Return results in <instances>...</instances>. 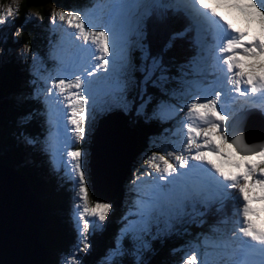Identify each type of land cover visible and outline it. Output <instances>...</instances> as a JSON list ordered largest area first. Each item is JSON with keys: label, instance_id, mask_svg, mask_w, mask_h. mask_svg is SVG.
<instances>
[{"label": "snow or ice", "instance_id": "6c2138e0", "mask_svg": "<svg viewBox=\"0 0 264 264\" xmlns=\"http://www.w3.org/2000/svg\"><path fill=\"white\" fill-rule=\"evenodd\" d=\"M108 3L112 7L107 12L106 22L96 14L95 9L84 13L61 10L50 18L54 25L58 18L59 21L66 22L69 29H74L75 31L69 32L68 35L75 40H82L83 43L78 44L77 48L86 54V58L94 57L96 61L95 70L90 71L85 66L86 59L85 64H80L79 74L74 73V79L68 76L44 79L45 84L49 83V79L51 81V86L45 91L46 98L58 95L67 101L66 106L70 110L67 113V123L73 126L72 134L75 141L81 140L85 135V106L90 99L95 102L91 95L95 81L83 77L85 75L95 77L101 70L107 74L110 64L114 72L117 60L124 61L127 58L126 52L132 36L141 34L143 19L155 8L183 12L198 29L207 25L216 41L218 53L216 58L225 72V84L233 85L234 91L245 100L258 97L264 101V0H216L215 6H210L205 0H168V3H163L162 0H108ZM221 7L237 10L248 30L236 27L221 16L217 10ZM17 11L18 5L16 9L9 6L6 14L0 15V25ZM253 24L259 25V36L251 35ZM97 28L100 30H96ZM197 44L202 45L199 33ZM246 61L258 62L260 74H257L256 63H245ZM198 67V63L193 61L192 70L196 72ZM156 71L163 72V69L160 61L154 58L146 72L154 74ZM259 107L264 111V103ZM186 108L183 122L186 133L181 154L175 152H167L166 155L154 154L148 161L149 166L162 175L155 178L153 186L147 192L148 198L144 201L141 214L144 221L142 230H147L148 221L156 212L183 214L188 201H192L193 211H196V203H203L207 207L215 200L222 202L224 199H235L238 207L234 213L230 235L215 240L205 237L202 242L205 251L200 252L201 245L195 246L191 254L183 260V264H264V207H253L254 203L264 205V145L258 148L250 147L244 143L242 134L229 140L227 122L233 117L222 106L221 91L213 89L210 94L197 91L192 95L191 103L187 104ZM214 136L219 138L220 144L214 143ZM201 137L202 142H198ZM224 145L233 148L244 162L233 165L238 170L242 168L243 171L225 172L207 158L209 152L214 155L223 154ZM67 146L65 138L63 147L66 149ZM193 149L194 155L191 154ZM184 152L189 155H184ZM59 155L61 154L58 153ZM62 155L67 159H59L58 163L66 169L69 178L75 180V195L78 202L75 205L74 218L82 245L76 252H83L89 247L87 234L95 223L87 217H96L102 222L111 206L99 202L90 206L81 150L66 151ZM189 159L200 163L190 165ZM157 161L162 162L163 167ZM179 169H192L204 173L205 188L195 191L186 189L182 196H177L175 185L181 177L188 175L187 172H179ZM159 181H167L173 188L167 189V185H160ZM136 183L137 181H133V184ZM206 189L212 192L211 200L205 196ZM228 189L237 190L238 195L233 196ZM201 196L205 198L200 199ZM198 214L203 215L202 212ZM76 252L66 257L64 264H79ZM119 254L121 250L118 243L112 255Z\"/></svg>", "mask_w": 264, "mask_h": 264}, {"label": "trees", "instance_id": "16d2710c", "mask_svg": "<svg viewBox=\"0 0 264 264\" xmlns=\"http://www.w3.org/2000/svg\"><path fill=\"white\" fill-rule=\"evenodd\" d=\"M34 1L43 2L41 0L21 2L19 19L15 24L18 31L15 42L8 37L3 44L0 43V51L5 53L10 48L16 50L18 47L27 46L32 53L39 48L47 62L48 49L55 36L50 34L47 28H42V25L46 26L45 20L50 8L57 5L63 11H69L73 7L81 9L88 0H47L43 4H36ZM31 10L37 13L41 25L36 26L34 22L23 24L25 15ZM141 29L142 38L137 45L139 48L131 53L134 78L139 79V70L150 68L154 58L160 61L163 72L156 71L150 75L142 72L141 77H147L149 80L145 83L144 92L135 93L136 91L130 90L131 105L126 110L119 108V111H113L114 114H123L126 128L134 133L133 156L124 172L120 189L109 199L111 210L105 230L91 236V252L86 257L85 264H95L97 260L104 258L105 248H114L117 239H122L123 243L129 246V240L119 236V223L123 211L127 210L129 213L137 204V197L135 195L131 197L132 190L127 181L133 172L135 175L141 173L140 158L149 151H154L157 145L160 146L157 140L166 136L167 130L173 129L171 119L161 118L158 110L162 104H169L176 95L188 91L184 86L183 76L186 74L189 77L192 74V62L197 53L195 51L199 49L182 13L168 12L164 16H158L151 12L143 19ZM39 30L43 31L41 37ZM47 41L49 46L46 45ZM1 53L0 168L21 177L37 200L43 221L38 237V243L46 254L43 264H57V256L75 237L69 219L71 191L67 188V182L59 177L50 158L51 151L46 136L52 126L47 122L48 108L34 93L39 81L33 79L30 72V57L26 62L20 63L13 53L5 57H2ZM93 132L85 148L88 151L91 149ZM109 133L111 136L114 134ZM231 205L234 203L231 202L227 206ZM200 212L203 215H199ZM190 213L176 219V224L170 226L164 235L149 242L147 249L141 252L140 260L136 261L126 254H121V264H181L187 248L194 244L201 245V250L205 237L215 240L219 230L225 229L223 222L225 215L217 212L215 206L210 205V209L204 206L197 207L196 211ZM170 218H174L173 215Z\"/></svg>", "mask_w": 264, "mask_h": 264}, {"label": "rangeland", "instance_id": "374dc122", "mask_svg": "<svg viewBox=\"0 0 264 264\" xmlns=\"http://www.w3.org/2000/svg\"><path fill=\"white\" fill-rule=\"evenodd\" d=\"M23 0H0V15H5L7 12V9L9 6H11L13 9L17 8L18 5V11L15 12V15L12 17H8L7 21L0 25V43L3 44L8 37L12 39L13 42H15V37L17 36V29H16V21L19 19V9L21 6V2ZM31 1V0H30ZM43 2H36V4H43L47 0H41ZM208 1V0H205ZM32 2V1H31ZM56 2V1H55ZM112 6L108 3V0H88V3L84 4V7L80 8H70L69 11L65 12H89L93 9H95L96 14L104 21L106 22L107 12ZM61 11V9L58 8L57 5L52 6L50 8L49 14L45 20L46 26L42 25V28H47V31L50 34H54L55 40H53L52 44L49 46V42L47 41L46 45L48 44V57L47 62L44 57V53L41 49H37L35 52L30 53L27 46H21L18 47L16 50H13L10 48V50L3 51L1 53L2 57H5V55H11V53L14 54V56L19 60L20 63L26 62L28 57H30V63H29V69L30 72L33 74V79L38 80L39 83L36 84V90L35 94L36 96L40 97V100L44 104L45 107L48 108V117L47 122L50 126H52L51 131L49 134H47L46 138H48L49 141V148L51 151V161L53 162V167L56 169V171L59 174V177L63 178L67 182V188L71 191V196L69 199V219L72 224V228L74 229V238L69 243V246L66 247V249L60 253L59 256H57V264H64V260L66 257H68L73 252H76V249L78 247H81L80 245V234L77 230V224L75 220V213L76 208L75 205L78 202L77 197L75 195L76 192V186H75V180L70 179L69 176L66 174V169L61 166L58 163L59 159L66 160V156L62 155L66 151H74L76 149L81 150L82 152V167L85 173V183L88 188V194H89V203L90 206H94L95 203L99 202L102 204H110L109 199L113 197L114 191L118 187L119 183L122 180V177L124 176V172L128 166V163L133 156V147H134V141H133V132L129 131L125 126V118L122 113L114 114L113 111L117 110L119 111V108H123L126 110V108L131 105L129 91H136L135 93L144 92L145 89V83H148V78H142L141 73H146L147 68H142L139 70L140 77L139 79L134 78V71L132 68V62H131V53L133 50L139 48L137 45H139V42H141L142 38V29L141 34L134 35L131 38L129 47L126 52V59L124 61L117 60L115 71H112V65H109V72L106 74L103 70L98 71L96 73V85L92 87V97L93 99L89 100L88 105H86V117H85V135L84 137L79 140L75 141V137L72 134L73 126L71 124L67 123V113L70 111L67 108V101L64 100L63 96L53 95L50 98H46L45 91L48 87L51 86V81L49 79V83L45 84L44 79L50 78V77H56V78H62L64 76H68L69 78L74 79L75 74H79V67L80 64H85V60L87 59V63L85 64L86 67H88V70L94 71V64L96 63L95 58L92 57L90 59L86 58V54L81 53L78 50L73 52L72 54H69L70 51H72V47L77 46L75 44V38L68 35L69 32L75 31L74 29H69L67 27L66 22H61L57 18V22L54 25L51 22V16L57 12ZM233 19L235 20V26L244 30H248V26L244 23L243 19H240L233 15ZM34 22L37 25H41L42 22L38 18V15L35 11L31 10L29 11L23 20L24 23ZM63 25V26H62ZM142 28V24H141ZM45 30V29H44ZM96 30H100L97 28ZM39 36L41 37L43 35V31L39 30ZM211 34V40L208 42L206 46V53H208L207 56V64L208 68L207 71H202V68H200V65H198V71L194 72L192 70V74L188 77L186 74L183 76V82L185 88H188V91L185 90V92H182L179 95H176V97L172 98L171 101H169V104H162V106L158 110V115L161 118H170L171 123L174 125V128L171 130H167L166 136H163L161 139H158L157 142L159 145L158 147H155L153 149L154 151H149V153L143 155L140 158V161L142 162V170L139 175H135L133 172L130 176V180L127 181V184L131 186L132 194L131 197H137V204L133 206V210L128 211L124 210L122 218L119 223V236L125 237V239L129 240V246L127 247L122 239H117L115 241L114 248L108 249V247L105 248L104 258L100 259L99 261L95 262V264H121L122 260L120 259L121 254H126L128 257L135 259L136 261L140 260V257L142 256L141 252L143 249H147L149 242L154 241L155 239L161 237L164 235L169 227L175 225L176 219H181L185 217L186 215H190L193 211L192 208V201H188L186 203V206L184 208V213L181 215H176L175 213H169L167 211L165 212H156L153 214L151 219L148 221L147 224V230H142L144 228V221L141 219L142 210L144 207V201L147 200V192L150 190V188L153 186V182L155 178H158L162 173H157L153 168H151L148 164V161L150 158L156 154V155H166L167 152H175L176 154H181L182 150V142L185 140V133L186 129L183 127V122L185 121V113L187 112L186 105L191 103L192 95L196 93L197 91L202 93H208L210 94L212 90L221 91L222 95L224 93V99L222 97V100L224 102H228L229 107L232 104L234 105H241L243 104L246 107H252L251 103L248 101L251 99V97L247 100L245 98L240 97L238 93L234 91V86L231 85V94H236L237 98H228L226 94V88L227 84H225L224 76L225 72L221 69L219 62L217 61V45L216 41L214 39L213 33ZM251 35L252 36H259L260 35V29L258 24H253L251 26ZM208 36V35H206ZM251 37V36H250ZM249 37V39H250ZM83 43L82 40H77ZM196 45L197 41L195 40ZM198 48H203L200 45ZM203 51V50H200ZM205 51V50H204ZM208 51V52H207ZM196 56H194V60L196 62H201L203 57H198V50L195 51ZM29 55V56H28ZM199 60H198V59ZM245 63H250V61H246ZM257 64V73H259V63ZM226 67V66H225ZM210 70H213V72L210 73ZM148 73V72H147ZM150 75V73H149ZM200 75V77H199ZM107 76V78H105ZM104 77V78H103ZM86 79H93V77H87L86 75L83 77ZM103 78V81L100 80ZM100 83V84H98ZM160 82H158L159 84ZM98 84V85H97ZM242 87H244L242 85ZM182 88V87H181ZM74 91V89H73ZM138 97V96H137ZM255 98V97H253ZM133 102V101H132ZM177 102V104H175ZM260 104L264 101L259 100ZM222 106L223 101H222ZM256 109L260 110L259 106L256 105ZM174 109V110H173ZM231 110V107H230ZM110 117L106 119L107 123L111 125V129L114 131L117 129L118 132L122 131L124 134H127L128 138L126 139V149L127 154L125 155L123 159V165L121 167L122 173L120 174V178L117 180V183H115V186L110 187L109 195H103L102 192H98V185L96 181L93 183L95 185L92 186L91 184V178H89V171H88V155L89 151L85 148L88 146L91 134L93 132L94 126L97 123L98 119L100 117ZM112 117V118H111ZM173 120V121H172ZM177 124V125H176ZM179 125L182 126L179 127ZM133 133V134H131ZM165 133V132H164ZM65 138L67 139L68 146L65 149L63 147L65 143ZM203 137L199 139L198 142H202ZM214 143L220 144V140L218 137H213ZM79 144V145H78ZM152 146V143H151ZM157 151V152H155ZM58 153L61 155L58 156ZM184 155L188 156L189 153L184 152ZM191 154H195V149H193V152ZM207 158L213 163L217 164L221 167V169L225 172H237V171H243V169H236L233 165L235 163H244L240 160V157L236 155L235 151L228 147L227 145L224 146V152L221 155H214L210 152L207 153ZM96 163L98 162H107L103 157H95ZM170 162H175L174 160H170ZM258 163V161H255ZM157 163H161V167H163L162 162L157 161ZM198 161H193L189 159V164H199ZM223 164V165H220ZM99 163L96 164L98 167ZM120 169V170H121ZM119 170V171H120ZM179 172H187V176H183L180 178L179 183H184L185 186H190L191 188H194L196 190H200L202 188H205V174L198 171V170H192V169H179ZM151 175H148V174ZM140 177V180H137V178ZM133 181H137L136 184H133ZM160 185H167V181H159ZM92 188L95 190V193L97 194L98 198L94 195ZM15 189V188H14ZM167 190V189H166ZM186 189H181L183 193ZM214 191V189H213ZM205 194L209 197L212 192L205 190ZM179 196V195H177ZM204 199V198H200ZM217 203V202H216ZM205 206L203 203H196L195 207H201ZM253 207H264V205L260 204H253ZM205 208V207H204ZM111 207L106 215V218L104 221H99L96 217H87L88 219L95 221L94 225L89 229V232L87 234V243L89 244V247L83 251V252H76V255L79 259V264H85V259L87 256H89L91 252V236L95 233H100L105 230L107 225V217L110 213ZM132 212V214H131ZM128 213V214H127ZM221 213V212H219ZM131 215V216H130ZM174 218H170L172 216ZM130 216V217H129ZM174 219V220H173ZM193 221L194 217L192 218ZM36 225V222H35ZM170 227V228H171ZM225 234L229 232H224ZM203 240V239H202ZM204 241V240H203ZM120 245L121 254L119 255H112L114 249L116 248L117 244ZM195 245L193 244L191 247L187 248V252L184 255V259L187 258L188 255L191 254V252L194 250ZM204 247L201 248L200 252H204ZM183 259V260H184ZM183 264V262L181 263Z\"/></svg>", "mask_w": 264, "mask_h": 264}, {"label": "water", "instance_id": "95a60500", "mask_svg": "<svg viewBox=\"0 0 264 264\" xmlns=\"http://www.w3.org/2000/svg\"><path fill=\"white\" fill-rule=\"evenodd\" d=\"M105 118H107V115L99 118L97 121L92 136L88 161L91 184L92 186L95 185L93 182L96 181L98 192H101L104 186L99 169L96 166L95 157L97 159L98 157H102L101 151L99 152V150H102V139L96 141L95 138H97L100 123ZM251 135L254 138L251 144H259L260 138L254 132L252 133V130ZM244 141H246L245 137ZM93 151L96 156L91 161V152ZM121 182L114 191V194L120 189ZM7 187L11 191L9 192L10 197L7 196L8 192H5ZM92 190L95 195V190L93 188ZM42 222L38 202L24 184V181L21 180V177L0 168V264H43L46 254L43 247L38 243Z\"/></svg>", "mask_w": 264, "mask_h": 264}, {"label": "bare ground", "instance_id": "6f19581e", "mask_svg": "<svg viewBox=\"0 0 264 264\" xmlns=\"http://www.w3.org/2000/svg\"><path fill=\"white\" fill-rule=\"evenodd\" d=\"M108 118L110 117H107L103 119V121H101L97 138H95L96 141H100L102 139L101 154H102V157L107 161L104 163L99 162L101 167L98 165L99 174L101 176V180L104 186L101 192L104 195H107V194L109 195L110 187L115 186V183H117V180L120 178V174L122 173L121 167L123 163L125 162V161L123 162V159L125 155L127 154L126 149H128L126 147V139L128 138L127 134H124L122 131L118 132L119 130L118 128H117L118 130L116 129L113 131L111 129V125H109V123H107L106 121V119ZM109 132H113L114 136L113 135L111 136ZM133 138H134V135H133ZM245 140L247 143H251L254 141V138L252 137L251 134L245 133ZM91 153L93 154V156L91 154V161H93V157L96 156V154L94 151ZM88 161H89V155H88ZM5 192L6 193L8 192L7 196H9L10 194L9 192L11 191L7 187Z\"/></svg>", "mask_w": 264, "mask_h": 264}]
</instances>
